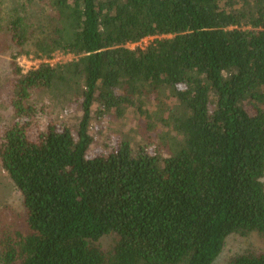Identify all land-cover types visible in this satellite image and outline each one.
Returning <instances> with one entry per match:
<instances>
[{
    "label": "trees",
    "instance_id": "16d2710c",
    "mask_svg": "<svg viewBox=\"0 0 264 264\" xmlns=\"http://www.w3.org/2000/svg\"><path fill=\"white\" fill-rule=\"evenodd\" d=\"M24 1L44 6L15 7L11 58L75 57L12 64L0 167L22 211L0 220V264H214L230 235L264 240V0ZM46 94L80 107L72 125L45 117ZM122 108L145 147L127 134L95 154L93 114Z\"/></svg>",
    "mask_w": 264,
    "mask_h": 264
},
{
    "label": "rangeland",
    "instance_id": "374dc122",
    "mask_svg": "<svg viewBox=\"0 0 264 264\" xmlns=\"http://www.w3.org/2000/svg\"><path fill=\"white\" fill-rule=\"evenodd\" d=\"M43 6L44 4L40 1H36L35 3L24 1L22 4H19L18 0H0V37L3 40V43L0 44V134L3 123L10 117V110L8 109L6 103L3 102V97L6 93L9 94V88L16 77L12 64L15 63L16 67H20L22 73L26 72L24 71L25 68L19 65L22 63V56H25V54L18 55L15 60H13L11 58V53L14 51L9 47L6 48V43H4V41L7 32L5 28L8 21L11 17H13L12 14L15 13V7L18 8L19 13L24 16L28 14L30 15V18H32L33 16H38L39 13H41ZM28 46L31 48L30 45ZM37 98L39 102H45L47 107L50 108L49 113L45 112V117L47 119L48 117H51L50 115L59 117L64 116L65 118L71 120L70 125H72V120H74L73 118L79 115L78 111L80 107H76L69 102H66V104L64 103L65 105H59L56 100H52L47 94L37 96ZM95 105L100 108L99 105ZM153 108L157 109V106L155 107V104L151 102V109ZM125 111V108H122L121 112L123 115L121 117L112 118H107V116L101 112L93 114L94 116L90 132L96 138L93 148L95 154L100 153V148L102 147L103 142L106 141L109 144H113L120 135L127 134L130 136V140H132L134 147H145L143 145L144 140L138 136L140 133H137V128L139 127L138 125L142 119L139 116L136 117L131 115L133 111ZM159 130L161 131V127H159ZM37 131L36 126L31 127L29 129L30 136L35 137ZM21 201V197L14 187L11 178L0 167V202L4 205V210L0 214V220L3 222L11 220L14 223L17 219H20L21 217H18V214L22 211ZM245 249L264 250V240L257 234H251L248 236H239L236 234L230 235L226 239L224 247L214 264H229L234 255L241 253Z\"/></svg>",
    "mask_w": 264,
    "mask_h": 264
},
{
    "label": "built area",
    "instance_id": "2783aa9c",
    "mask_svg": "<svg viewBox=\"0 0 264 264\" xmlns=\"http://www.w3.org/2000/svg\"><path fill=\"white\" fill-rule=\"evenodd\" d=\"M155 37H157V36L147 35V36L140 38L138 41L128 42L125 44V46L128 48H131V49H133L135 47L143 49L149 43H151V41ZM74 57L75 56L70 52L56 50V51L52 52L49 56L35 57L34 55H30V54L26 55L25 54V56H22V63L19 64L18 60H17V62L21 67L25 68L24 71H28L30 69L38 67L39 64H41V63H49L50 65H54L56 63H65L67 61L72 60Z\"/></svg>",
    "mask_w": 264,
    "mask_h": 264
}]
</instances>
